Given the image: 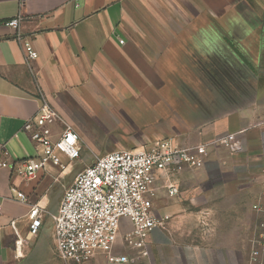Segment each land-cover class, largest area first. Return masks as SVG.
Returning <instances> with one entry per match:
<instances>
[{
	"label": "crops",
	"instance_id": "0c3cea01",
	"mask_svg": "<svg viewBox=\"0 0 264 264\" xmlns=\"http://www.w3.org/2000/svg\"><path fill=\"white\" fill-rule=\"evenodd\" d=\"M44 100L79 135L84 166L30 178L21 161L35 149L23 124ZM224 131L241 135V152L156 174L151 212L167 219L143 249L124 246L130 264H264L249 258L252 204L263 197L264 0H0V148L10 163L0 167V264H70L50 215L102 152ZM34 204L44 209L36 235ZM82 264L109 263L96 253Z\"/></svg>",
	"mask_w": 264,
	"mask_h": 264
},
{
	"label": "built area",
	"instance_id": "2783aa9c",
	"mask_svg": "<svg viewBox=\"0 0 264 264\" xmlns=\"http://www.w3.org/2000/svg\"><path fill=\"white\" fill-rule=\"evenodd\" d=\"M19 2L23 4L24 0ZM18 22L19 18H14L8 24ZM24 51L28 60L38 55L28 42L24 43ZM23 131L35 149L34 156L21 161L27 177L32 178L39 170L48 171L50 166L60 174L81 156L79 135L46 100L33 117L25 120ZM219 149L231 155L241 152V135L224 131L194 144L163 137L133 149H116L96 156L64 188L56 211L50 215L60 259L82 264L102 253L109 264H130L124 246L143 249L150 231L167 219L157 218L151 212L156 174L198 169L210 152ZM7 156L8 152L1 147L0 167L10 165ZM260 181L263 197L252 204L259 215L249 251L252 261H264V164ZM170 190L174 192L173 187ZM17 198L25 200L22 193ZM41 210L44 209L37 204L29 210V232L33 235L42 225ZM123 220L129 222V229H125Z\"/></svg>",
	"mask_w": 264,
	"mask_h": 264
},
{
	"label": "rangeland",
	"instance_id": "374dc122",
	"mask_svg": "<svg viewBox=\"0 0 264 264\" xmlns=\"http://www.w3.org/2000/svg\"><path fill=\"white\" fill-rule=\"evenodd\" d=\"M111 150H113V149H109V150H106L105 152H102L101 154H99V155H102V154H104V153H106V152H108V151H111ZM81 158V157H80ZM91 163V161L90 162H88V163H86V165H89ZM84 166V163H77V160L76 161H74V163L72 164V166H71V172H74V171H76L77 169H79V168H81V167H83ZM52 222V221H51ZM123 251L124 252H126L124 249H123Z\"/></svg>",
	"mask_w": 264,
	"mask_h": 264
}]
</instances>
